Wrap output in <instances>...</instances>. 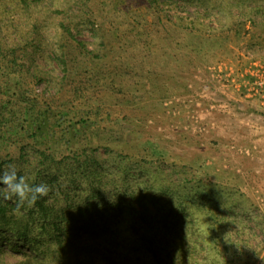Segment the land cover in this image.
<instances>
[{"label":"rangeland","instance_id":"374dc122","mask_svg":"<svg viewBox=\"0 0 264 264\" xmlns=\"http://www.w3.org/2000/svg\"><path fill=\"white\" fill-rule=\"evenodd\" d=\"M152 1H38L36 67L16 58L13 70L0 55V119L15 116L7 109L18 107L26 86L28 99L42 97L38 107L49 117L61 109L73 115L65 119L88 115L59 143L37 136L40 148L56 159L71 157L70 148L92 152L98 175L120 191L127 181V193L146 179L178 184V193L202 205L187 211L197 213L191 224L181 223L202 234L203 246L210 242L205 211H213V222L231 229L217 237L220 247L232 245L227 259L264 264V102L256 91L264 69V0ZM16 23L14 29L29 31L27 19ZM15 79L22 81L16 89ZM21 146L26 161L18 159ZM0 161L2 170L19 161L29 171L38 165L32 140L7 137ZM3 249L10 263L23 250L12 251L8 240Z\"/></svg>","mask_w":264,"mask_h":264},{"label":"trees","instance_id":"16d2710c","mask_svg":"<svg viewBox=\"0 0 264 264\" xmlns=\"http://www.w3.org/2000/svg\"><path fill=\"white\" fill-rule=\"evenodd\" d=\"M38 1L0 0V23L3 22L6 31L3 35L0 27V55L8 57L6 62L13 70L19 67L16 58L29 63L25 67H36L33 61L40 23L36 9L32 8ZM25 19L30 22L28 32L14 29L17 21ZM60 26L70 32L68 26L62 23ZM28 45L31 50H26ZM34 72L38 74L33 75L35 81L43 80L40 70ZM19 82L22 81L15 79V89ZM27 89L26 86L22 90L18 107L7 109L15 116L0 119V146L3 148L4 141L11 135L21 140L31 139L38 165L30 166L29 171L20 166L19 161L25 160L24 154L28 155L21 146L15 168L21 167L17 169L18 174L29 184L46 183L49 192L32 204L19 206L15 197L5 198L0 192V264H232L225 256L232 245L220 247L217 243V237L227 238V231L231 229L219 228V222H213L215 212L206 210L209 220L205 232L210 231V242L203 246L199 242L204 239L202 234L184 226L186 219L189 221L185 225H189L197 215L196 210L192 215L187 211L200 210L202 205L188 194L178 193V184L156 186L146 179L137 181L134 190L127 193L130 186L127 181L125 189L120 191L114 180L98 175L101 165L92 152L70 148L71 157L59 153L56 159V153L41 149L37 136L51 135L59 143L64 135L75 133L77 127L90 118L85 115L76 120L65 119L73 115L70 110L62 109L49 117L38 107L42 97L28 99L32 92ZM1 105L0 102V109ZM3 164L0 161V170ZM52 170L60 172L68 184L56 181L57 173ZM71 187L73 189H69ZM109 189L114 192L110 193ZM155 191L163 195V201H155L157 195L152 194ZM122 194L125 196H120ZM126 197L129 200H125ZM7 240L12 251L17 250L18 245L23 248L16 251L19 258L15 263L6 261L7 251L3 246Z\"/></svg>","mask_w":264,"mask_h":264},{"label":"clouds","instance_id":"9594fccd","mask_svg":"<svg viewBox=\"0 0 264 264\" xmlns=\"http://www.w3.org/2000/svg\"><path fill=\"white\" fill-rule=\"evenodd\" d=\"M0 192L5 198L15 197L19 206L23 203L32 204L46 196L49 186L46 183L29 184L14 166L9 165L7 170H0Z\"/></svg>","mask_w":264,"mask_h":264},{"label":"built area","instance_id":"2783aa9c","mask_svg":"<svg viewBox=\"0 0 264 264\" xmlns=\"http://www.w3.org/2000/svg\"><path fill=\"white\" fill-rule=\"evenodd\" d=\"M261 78H259V80L257 81L258 84V89L257 91V95L261 98V101L264 102V69H262L261 71Z\"/></svg>","mask_w":264,"mask_h":264},{"label":"crops","instance_id":"0c3cea01","mask_svg":"<svg viewBox=\"0 0 264 264\" xmlns=\"http://www.w3.org/2000/svg\"><path fill=\"white\" fill-rule=\"evenodd\" d=\"M259 68H261V67H259ZM258 68V71H260L261 72V70Z\"/></svg>","mask_w":264,"mask_h":264}]
</instances>
